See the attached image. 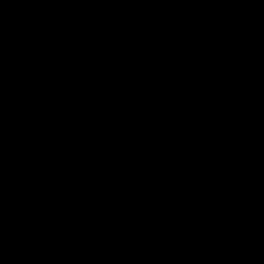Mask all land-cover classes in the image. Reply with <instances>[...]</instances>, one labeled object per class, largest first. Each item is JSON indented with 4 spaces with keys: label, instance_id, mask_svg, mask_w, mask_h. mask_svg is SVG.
<instances>
[{
    "label": "water",
    "instance_id": "1",
    "mask_svg": "<svg viewBox=\"0 0 264 264\" xmlns=\"http://www.w3.org/2000/svg\"><path fill=\"white\" fill-rule=\"evenodd\" d=\"M0 264H264V0H0Z\"/></svg>",
    "mask_w": 264,
    "mask_h": 264
}]
</instances>
